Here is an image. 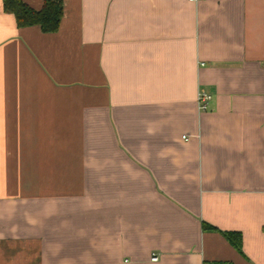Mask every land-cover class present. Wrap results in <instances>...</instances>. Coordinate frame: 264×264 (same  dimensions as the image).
I'll return each instance as SVG.
<instances>
[{
	"label": "crops",
	"instance_id": "0c3cea01",
	"mask_svg": "<svg viewBox=\"0 0 264 264\" xmlns=\"http://www.w3.org/2000/svg\"><path fill=\"white\" fill-rule=\"evenodd\" d=\"M217 263L264 264V0H0V264Z\"/></svg>",
	"mask_w": 264,
	"mask_h": 264
},
{
	"label": "trees",
	"instance_id": "16d2710c",
	"mask_svg": "<svg viewBox=\"0 0 264 264\" xmlns=\"http://www.w3.org/2000/svg\"><path fill=\"white\" fill-rule=\"evenodd\" d=\"M6 11L12 12L19 27L40 26L43 32L53 33L59 30L64 14V0H44L41 9H34L23 0H4ZM205 229L216 228L204 223ZM232 244L241 250L242 236L238 232H224ZM220 264V263H217Z\"/></svg>",
	"mask_w": 264,
	"mask_h": 264
},
{
	"label": "built area",
	"instance_id": "2783aa9c",
	"mask_svg": "<svg viewBox=\"0 0 264 264\" xmlns=\"http://www.w3.org/2000/svg\"><path fill=\"white\" fill-rule=\"evenodd\" d=\"M190 2H198L199 0H189ZM212 99V95L205 92L204 90H201L198 93V106L200 110H206L208 108V104ZM186 138V136H185ZM152 260L157 261L158 257L156 255H153Z\"/></svg>",
	"mask_w": 264,
	"mask_h": 264
},
{
	"label": "rangeland",
	"instance_id": "374dc122",
	"mask_svg": "<svg viewBox=\"0 0 264 264\" xmlns=\"http://www.w3.org/2000/svg\"><path fill=\"white\" fill-rule=\"evenodd\" d=\"M22 177H23V179L25 180L26 175H22ZM57 191H58V190L52 189V195H53V196H58ZM19 196L22 197V198H26V197H25V196H26L25 192L19 193ZM25 208H26L25 204H24V205L20 204V206L18 207L17 210H16V206H14L13 210H9V212H10V213H12V212H17V213H19V214H18V219H20V217H21V215H22V212L25 210ZM51 208H52V210H55V209H56L55 211H57V206H54V207H51ZM7 213H8V212H7ZM13 228H15V227L13 226ZM51 241L53 242L54 240L51 239ZM54 256H57V254H55ZM65 256L69 258L71 255L67 254V255H65ZM66 257H65V258H66ZM53 260H54V259H53ZM54 261H56V259H55Z\"/></svg>",
	"mask_w": 264,
	"mask_h": 264
}]
</instances>
